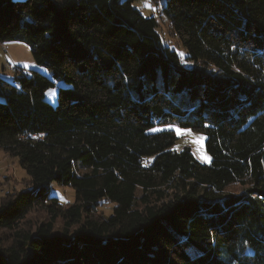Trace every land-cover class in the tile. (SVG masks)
Wrapping results in <instances>:
<instances>
[{
  "label": "trees",
  "instance_id": "1",
  "mask_svg": "<svg viewBox=\"0 0 264 264\" xmlns=\"http://www.w3.org/2000/svg\"><path fill=\"white\" fill-rule=\"evenodd\" d=\"M153 1L183 59L133 0H0V44L49 75L0 78V151L29 179L0 203V264H264V0Z\"/></svg>",
  "mask_w": 264,
  "mask_h": 264
},
{
  "label": "rangeland",
  "instance_id": "2",
  "mask_svg": "<svg viewBox=\"0 0 264 264\" xmlns=\"http://www.w3.org/2000/svg\"><path fill=\"white\" fill-rule=\"evenodd\" d=\"M134 7L144 17H152L157 23V31L163 40L164 44L170 49L174 50L183 59L185 52L181 48V45L177 38L169 29V25L162 15L161 3L153 0H133ZM147 5H151V8ZM189 65V64H187ZM10 66L20 67L26 72H38L49 78L47 71L37 66L31 56L29 47L21 42H5L0 44V78L11 82L14 76V69ZM62 84H57L55 88L48 90L45 93V100L52 106L56 105L57 92ZM160 131L161 128H156ZM191 135H187L184 132L177 134L176 149L190 148L196 159L202 163L208 165L210 158L205 152L204 139L199 140L198 137L201 134L191 131ZM29 188V179L26 173L19 166L18 160L8 156L3 151H0V203L9 195L20 192ZM239 186H232L226 191L233 194L241 192ZM50 194L52 198L58 200L62 206H69L74 202V193L69 188H60L56 184H52ZM113 206L106 201L100 203L97 209V216H109L112 213ZM46 209L35 208L33 209L24 220L22 227L28 230L32 234L41 225L50 221ZM63 223L61 220H57L54 224V232L59 233L62 230ZM9 236L7 232H0V237L6 239Z\"/></svg>",
  "mask_w": 264,
  "mask_h": 264
},
{
  "label": "snow or ice",
  "instance_id": "3",
  "mask_svg": "<svg viewBox=\"0 0 264 264\" xmlns=\"http://www.w3.org/2000/svg\"><path fill=\"white\" fill-rule=\"evenodd\" d=\"M147 6L151 8V5H147ZM171 127H172V126H169V128H171ZM175 131H176V133H177L178 135L181 134V132H184V133L187 134V135H191V134H192L190 129H184V130H182V129H180V128H176ZM198 139H199V140H203V139H205V137H203V136L201 135V136L198 137Z\"/></svg>",
  "mask_w": 264,
  "mask_h": 264
},
{
  "label": "built area",
  "instance_id": "4",
  "mask_svg": "<svg viewBox=\"0 0 264 264\" xmlns=\"http://www.w3.org/2000/svg\"><path fill=\"white\" fill-rule=\"evenodd\" d=\"M10 68L13 70L14 69V71H15V66H10Z\"/></svg>",
  "mask_w": 264,
  "mask_h": 264
}]
</instances>
